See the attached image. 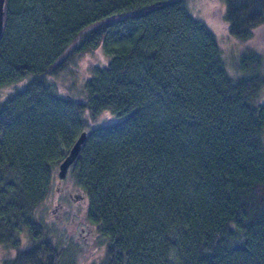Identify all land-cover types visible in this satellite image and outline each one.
<instances>
[{"label":"trees","instance_id":"16d2710c","mask_svg":"<svg viewBox=\"0 0 264 264\" xmlns=\"http://www.w3.org/2000/svg\"><path fill=\"white\" fill-rule=\"evenodd\" d=\"M191 1L4 0L1 264H84L44 219L51 197L92 227L86 264H264V49L246 43L264 0H220L244 45L229 59Z\"/></svg>","mask_w":264,"mask_h":264},{"label":"rangeland","instance_id":"374dc122","mask_svg":"<svg viewBox=\"0 0 264 264\" xmlns=\"http://www.w3.org/2000/svg\"><path fill=\"white\" fill-rule=\"evenodd\" d=\"M190 5L195 14H198L205 18L210 26L215 30L219 40L220 46L223 49V52L227 59L231 57V54H234L239 48L243 47V43H240L236 39L229 38L226 36L225 25L222 23L220 19L221 7L220 0H192ZM248 45H252L257 47V49H264V29L258 30L255 32V35L252 39L246 42ZM107 56L104 54L101 48H97L96 50L84 54L79 58L78 61L73 63V71L68 72L70 79L74 81L75 84L80 85L81 80L86 74L89 73L90 65L94 63H103L105 62ZM11 87L2 88L3 92H8ZM69 181L63 180L60 182L59 192L64 193L67 192V188ZM69 192V191H68ZM77 193L76 190H70V194L73 195ZM56 199L50 198L47 201L46 206L42 207V212L44 213V219L47 221H53L54 227L56 228V232L61 235L63 238L70 237L73 242L79 247L76 251V258L80 263L86 264L87 260L90 258L91 253L93 254V250L90 246L91 242V232L92 227L89 226L83 217H80L78 214L73 212L68 213V215L64 214L61 206H57L55 204ZM81 198L75 199V206L81 205ZM20 239L21 246H23L26 242V230L23 229L20 231ZM13 251V249H10ZM8 252L4 250V247L0 244V264L3 255Z\"/></svg>","mask_w":264,"mask_h":264},{"label":"water","instance_id":"95a60500","mask_svg":"<svg viewBox=\"0 0 264 264\" xmlns=\"http://www.w3.org/2000/svg\"><path fill=\"white\" fill-rule=\"evenodd\" d=\"M3 2L4 0H0V33L2 30V17H3ZM85 131H81V133L78 135V137L75 139V141L72 143L71 147L68 150V153L64 156V158L60 161L57 168V177L59 180L63 179L66 176L67 169L70 166V164L75 159L81 143L83 142L85 138ZM80 197V194L75 193L74 199H77Z\"/></svg>","mask_w":264,"mask_h":264}]
</instances>
